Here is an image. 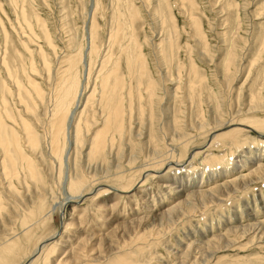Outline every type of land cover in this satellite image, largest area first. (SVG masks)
<instances>
[{
    "label": "rangeland",
    "instance_id": "rangeland-1",
    "mask_svg": "<svg viewBox=\"0 0 264 264\" xmlns=\"http://www.w3.org/2000/svg\"><path fill=\"white\" fill-rule=\"evenodd\" d=\"M263 16L264 0H0V121L24 142L44 179L43 185L33 181L21 161L13 179L0 165V237L24 234L22 216L40 196L47 197L48 208L36 216L26 247L32 250L59 231L70 177L85 176L86 192L105 185L126 191L153 169L157 153L185 162L198 146L190 168L152 173L132 193L103 187L69 206L65 220L73 225L59 246L79 254L71 264H264V137L257 134L264 129L245 127L236 137L206 144L220 127L251 116L264 120ZM74 72L80 96L70 129L80 124L88 145L79 149L71 132L73 149L56 161L48 155L46 133L57 96ZM110 74L111 84L120 83L124 132L112 130L105 153L95 158L90 143L108 117L101 96ZM252 92L262 105L252 102ZM23 120L40 136L43 150L30 148ZM85 120L99 126L88 133ZM68 252L53 257L59 261ZM46 254L33 264H53ZM26 257L22 252L13 261Z\"/></svg>",
    "mask_w": 264,
    "mask_h": 264
},
{
    "label": "bare ground",
    "instance_id": "bare-ground-1",
    "mask_svg": "<svg viewBox=\"0 0 264 264\" xmlns=\"http://www.w3.org/2000/svg\"><path fill=\"white\" fill-rule=\"evenodd\" d=\"M134 16V15H133ZM264 17V16H263ZM260 18V17H259ZM197 24V23H196ZM199 24V23H198ZM195 26V25H194ZM94 27V26H93ZM173 28V26H172ZM195 28V27H194ZM199 28V27H198ZM118 29V28H117ZM116 29V30H117ZM201 30V28H200ZM95 31V30H94ZM174 31V28H173ZM199 31V29H198ZM91 33V31H90ZM117 33V32H116ZM119 33V32H118ZM199 33H202V31ZM171 34V33H170ZM196 34V33H195ZM92 35V34H91ZM116 35V34H115ZM201 38L202 34H200ZM228 36V35H227ZM171 37V36H170ZM172 38V37H171ZM92 40V39H90ZM116 40V39H115ZM114 40V41H115ZM171 41V39H170ZM203 41V40H202ZM172 42V41H171ZM91 43V42H90ZM91 45V44H90ZM94 45V44H93ZM205 48H207L205 46ZM125 49V48H124ZM97 51V50H96ZM95 53V51H94ZM90 54V53H89ZM168 54V53H167ZM139 56V55H137ZM141 57V56H139ZM138 57V59H139ZM143 59V58H142ZM244 60V59H243ZM137 61V60H136ZM238 61V60H237ZM140 62H142L140 60ZM137 63V62H136ZM87 64V63H86ZM144 64V62H143ZM142 64V65H143ZM85 66V65H84ZM144 66V65H143ZM196 67L194 64L192 65V67ZM131 67V66H130ZM145 67V66H144ZM143 67V69H145ZM117 68V67H116ZM142 69V70H143ZM196 69V68H195ZM116 70V69H115ZM85 71V70H84ZM89 71V70H88ZM114 71V69L112 70ZM111 71V72H112ZM110 72V73H111ZM118 73V72H117ZM196 73V72H195ZM105 74V73H104ZM117 75V74H116ZM115 75V77H117ZM196 75V74H195ZM75 76V72L74 75ZM104 76V75H102ZM69 77V76H68ZM88 78V77H87ZM104 78V77H103ZM66 79V78H65ZM116 79V78H115ZM111 80V74L110 75H106V77L104 78L103 82V91H102V96L101 99L104 103L105 108L108 110V117L106 118L105 122H104V126L102 129L97 130L96 132L93 131L92 133V141H91V147H90V155L96 157H100V155L105 153V148H106V142H107V138L109 133L112 130H116L119 133H123L124 132V124H123V112L121 110V99L118 101L119 103H117V95L118 92L120 91L119 87H120V83L118 82V80H115V83L111 84L110 83ZM204 80V79H203ZM101 81V80H100ZM201 82V80H200ZM52 83V82H51ZM65 84V83H64ZM123 84V83H122ZM194 84V82H193ZM50 85V84H49ZM48 85V86H49ZM87 86V85H85ZM135 86V85H134ZM150 86V85H148ZM197 86V85H196ZM54 87V86H53ZM52 87V88H53ZM79 87H80V82L78 80L77 74L75 76V78H73L67 86H65L62 91L58 94L57 99H56V110L52 113V117L50 119V124L48 126V132L46 133V131H43L44 133L49 134V140L50 141V147L48 149H50V151H52L51 154L48 155H54L55 159L58 158L60 161L63 162V157L65 156V152L67 151V149L72 148L71 146H69V140H70V133L73 132V136L71 138H73L75 136V140L74 143H76V146L80 148H83L86 143V139L84 138V132L82 130V127L80 126V124H77L76 127H71V129L73 128V131H71L70 129V125H71V121H73V110L72 109L75 106V100L76 97L78 95V91H79ZM82 87V86H81ZM100 87V85H99ZM37 98L40 101L44 100V94L42 92V90L40 89V87L38 86V84H34V87ZM83 88V87H82ZM119 88V89H118ZM150 88V87H149ZM121 89H124L123 86L121 87ZM147 89V88H146ZM152 89V87L150 88ZM55 90V89H53ZM148 90V89H147ZM83 91V90H82ZM149 91V90H148ZM100 92V91H99ZM153 92V90H152ZM151 92V93H152ZM206 92V91H205ZM81 93V92H80ZM96 93V92H95ZM256 93V92H255ZM254 92L251 93V98L253 99L252 102H255L262 105L263 104V99L256 95ZM55 94V93H54ZM82 94V93H81ZM125 94V93H124ZM131 94V93H130ZM140 94V93H139ZM193 94V93H192ZM120 95V93H119ZM194 95V94H193ZM80 96V95H78ZM95 96V95H94ZM100 96V95H99ZM136 96V95H135ZM142 96V94H141ZM257 96V97H256ZM52 97V94L50 96V98ZM93 97V96H92ZM91 97V98H92ZM123 97V96H122ZM153 97V96H152ZM151 97V98H152ZM210 97V95H209ZM213 97V96H212ZM49 98V97H48ZM49 98V99H50ZM55 98V97H54ZM95 98V97H94ZM116 98V99H115ZM120 98V97H119ZM142 98V97H141ZM150 98V99H151ZM93 99V98H92ZM123 99V98H122ZM38 100V101H39ZM51 100V99H50ZM85 100V99H84ZM53 101V100H52ZM51 101V102H52ZM77 101V100H76ZM79 101V99H78ZM116 101V102H115ZM247 102V101H246ZM52 104V103H51ZM78 104H76L77 106ZM86 105V104H85ZM255 105V104H254ZM253 105V106H254ZM46 106V105H45ZM51 106V105H49ZM79 106V105H78ZM258 106V105H257ZM256 107V106H255ZM260 107V106H259ZM51 108V107H50ZM75 108V107H74ZM45 109V108H43ZM49 109V108H48ZM55 109V108H54ZM126 109V108H125ZM52 110V109H51ZM253 110V108H252ZM81 111V110H79ZM44 112V110H43ZM51 112V111H49ZM75 112V111H74ZM77 112V111H76ZM84 112V111H83ZM102 112V111H101ZM40 113V112H38ZM43 114V113H42ZM84 114V113H83ZM235 114V113H234ZM82 115V114H81ZM85 115V114H84ZM89 115V114H88ZM99 115V114H98ZM101 115V114H100ZM44 116V115H43ZM50 116V115H49ZM48 116V117H49ZM72 116V117H71ZM80 116V115H79ZM87 116V115H86ZM85 117V116H84ZM104 117V116H103ZM106 117V116H105ZM127 117V116H126ZM254 116L248 117L243 119V121L241 122H237V123H230L229 125H227L226 127H220L219 129H217L216 131L212 132L211 135H209V140L207 141V145L210 142L216 141L218 140L220 137L222 136H226V137H236L237 134L243 132L245 130V127L252 129V130H256L257 129H261L263 131L264 129V120L263 119H257L254 117V119L252 118ZM47 118V117H46ZM77 117H75L76 119ZM1 119V118H0ZM82 119V118H81ZM101 119V118H100ZM49 120V119H48ZM241 120V119H240ZM27 121V120H26ZM25 120L22 121V126L24 132H26L27 137L29 138V144H30V148H32L33 150H38L41 149V141H40V136L34 131V129L32 128V126L29 123H26ZM77 121V120H76ZM86 123L85 125L87 126V132L89 133L92 128L94 127L93 124L91 125V123L88 120H85ZM92 122V120H90ZM40 122V121H39ZM103 122V120H102ZM35 123V122H34ZM43 123V122H42ZM41 123V124H42ZM74 123V122H73ZM81 123V122H80ZM94 123V122H92ZM47 124V123H46ZM83 124V123H82ZM101 124V123H100ZM127 124V123H126ZM201 124V123H200ZM221 124V123H220ZM35 125H37L35 123ZM75 125V124H74ZM234 125V126H232ZM73 126V125H72ZM99 126V125H95ZM101 126V125H100ZM233 127L232 129L223 132L224 129H229V127ZM38 127V126H37ZM46 127V126H45ZM44 127V130H46ZM94 127V129H96ZM99 128V127H98ZM246 128V129H247ZM41 129V128H40ZM127 131V130H126ZM258 136H261L262 138L264 137V133L263 132H259L257 131ZM179 133V132H178ZM221 133V134H219ZM25 135V134H23ZM45 135V136H46ZM72 135V134H71ZM117 135V134H116ZM44 136V137H45ZM48 136V135H47ZM87 136V135H85ZM110 137V136H109ZM139 137V136H138ZM45 139H48V137ZM74 139V138H73ZM72 139V140H73ZM91 139V138H90ZM89 139V140H90ZM180 139V138H179ZM236 139V138H235ZM71 140V141H72ZM88 140V139H87ZM109 140V139H108ZM171 140V139H170ZM237 140V139H236ZM263 140V139H262ZM25 141V138H24ZM114 141V140H113ZM261 140L259 139V142ZM88 142V141H87ZM22 143L24 144V142L22 141ZM21 140L18 138V135L15 132H12L11 135H9L6 132V128L2 125L1 121H0V152L2 151L4 153L5 158H3V160L1 161L2 158H0V165L3 164V170L6 174V176L10 177V178H14L18 176V163L19 161L24 162L25 167L29 173V176L31 177V179L33 181H35L38 184L43 185L44 183V179H43V175L42 173H40V171L36 168L34 161L31 160L30 157H28L22 146H21ZM89 143V142H88ZM48 143H46L47 145ZM72 144V143H71ZM185 145V144H184ZM240 145V144H239ZM238 145V147H239ZM110 146V145H109ZM89 147V146H88ZM87 147V149H88ZM204 147V146H203ZM29 148V149H30ZM73 149V148H72ZM198 149H200V147H195L194 149L191 150V152L189 153V155L186 158L185 162H178L174 159L166 161L164 156H160L159 153L158 156L155 155V159H154V167L153 169H150L148 171H145L141 174L140 178H139V182L137 183V185L135 184L134 187H132L130 190H126L123 191V189H118L115 188L114 186H110V185H105V186H101V187H95L92 188L90 191H85L86 187H88L87 185V178L83 175H78V176H74V177H70V180L67 181V190L69 191V195L68 198H66V200L60 205V213L62 212L61 215V222H62V226L61 229H59V231L55 232L53 235H51L50 237L41 240L40 242H38L35 246V248H33L32 250L30 248H27L26 246L28 245V243L33 241V237H34V233H33V228H34V224H35V219L36 216H38L40 213L46 212L48 205H47V200L46 198H39V200L37 202H34V204L36 205V208L34 210H30L26 213L23 214L22 216V227L24 229V234H20V233H16L14 236H1L0 237V264H15L13 259L15 256L19 255L22 252H25L27 254V257L25 258V260L21 263V264H33L35 262V260L37 258H39V256L43 253V252H47V256H46V261L48 263H51V260H53V258L55 259V257H53L55 254L59 253V257L62 256V254H66L68 252V248L66 247L64 249V246H59V242H61L63 240V238H65V235L68 232L69 227H71L73 225V220H71V222L67 221L66 218V214H67V208L69 206H73L74 208L77 207V205L82 204L83 202H85L86 200H88V198H90L91 196L93 197V195L95 196L96 194H98L97 192L99 190H101L103 187H105L104 190H112L114 192L118 194H123L125 192L128 193H132L133 191L135 192L136 190H138V186H140L141 183H143L145 181V178H147V176H149L152 173H158L159 176H163L169 173V170H171L172 168H176V169H181V168H188L191 163H192V159L193 157H195V155L198 153L199 151ZM28 150V149H27ZM43 150V149H41ZM89 150V149H88ZM189 150V149H188ZM47 151V150H46ZM82 151V150H81ZM30 152V151H29ZM201 152V151H200ZM1 153V154H3ZM41 153V151H40ZM172 150L167 149L166 152V156L168 155V157L172 156ZM37 154V153H36ZM40 155V154H39ZM47 155V154H46ZM252 155V154H251ZM152 156V155H151ZM53 157V156H52ZM52 157H49L52 159ZM127 157V156H126ZM65 158V157H64ZM72 158V156H71ZM212 158V157H211ZM47 159V158H46ZM86 159V158H85ZM40 160V159H38ZM57 161V160H56ZM65 161V159H64ZM166 161V162H165ZM44 162V161H43ZM129 162V161H128ZM53 163V162H52ZM74 163V162H73ZM46 164V163H45ZM64 164V163H63ZM242 164V163H241ZM42 165H44L42 163ZM58 165V164H57ZM190 168V167H189ZM21 170V169H20ZM119 170V169H118ZM117 170V171H118ZM191 170V169H190ZM263 170V168H262ZM62 173V170H61ZM260 173V172H259ZM3 174V173H2ZM47 174V173H46ZM77 174V173H76ZM118 177H122L123 175L118 173ZM157 174V175H158ZM24 175V174H23ZM85 175V174H84ZM107 175V174H106ZM169 175V174H168ZM264 175V174H263ZM124 178V177H123ZM64 179V178H63ZM69 179V178H68ZM119 179V178H118ZM125 179V178H124ZM236 179V178H235ZM128 180V179H127ZM177 180V179H176ZM234 180V179H233ZM4 181V180H3ZM23 182V181H22ZM30 182V181H29ZM225 183V182H224ZM229 183V182H228ZM218 185V184H217ZM43 187V186H42ZM140 189V188H139ZM148 189V188H147ZM35 190V189H34ZM47 191V190H46ZM103 191V190H102ZM140 191V190H139ZM35 192L37 193L38 191L35 190ZM34 192V193H35ZM210 192V191H209ZM100 193V192H99ZM115 193V194H116ZM198 193V192H197ZM8 194V193H7ZM207 194V193H206ZM34 195V194H33ZM15 196V195H14ZM130 196V195H129ZM18 197V195H17ZM45 197V196H44ZM29 198V197H28ZM25 199V198H24ZM30 199V198H29ZM182 200V199H181ZM201 200V199H200ZM207 201V200H206ZM221 201V200H220ZM21 204L24 202H20ZM103 203V202H102ZM31 204H33V202H31ZM77 204V205H76ZM23 205V204H22ZM2 198L0 197V212L3 211V207H2ZM102 206V205H101ZM154 207V206H153ZM93 208V207H92ZM27 209V208H26ZM12 210V209H11ZM188 210V209H187ZM15 212V211H13ZM165 212V211H164ZM6 214V213H5ZM18 214V213H17ZM17 216H20L17 215ZM165 216V215H164ZM8 217V215H7ZM9 218V217H8ZM7 218V219H8ZM140 219V218H139ZM78 221V220H77ZM86 221V220H85ZM10 222V221H9ZM8 222V224H9ZM47 222V221H44ZM43 222V223H44ZM76 222V221H75ZM134 222V221H133ZM3 223V222H2ZM42 223V224H43ZM90 223V222H89ZM260 223V222H259ZM258 223V224H259ZM38 224V223H37ZM41 224V225H42ZM135 224V223H134ZM256 225V224H255ZM140 226V225H139ZM2 227V226H1ZM5 228V227H4ZM82 228V227H81ZM2 229V228H1ZM7 229V228H5ZM3 229V230H5ZM10 230V229H9ZM67 231V232H66ZM83 231V230H82ZM8 233V229L7 231H5ZM72 232V231H70ZM69 232V233H70ZM74 233V232H73ZM72 234V233H71ZM70 234V235H71ZM260 234V233H259ZM75 235V234H74ZM67 236V235H66ZM85 236V235H84ZM83 236V237H84ZM92 236V235H91ZM74 237V236H73ZM72 237V238H73ZM71 238V237H70ZM89 239V238H88ZM65 240H68L65 238ZM87 240V239H86ZM72 241V239H71ZM83 241V240H82ZM36 242V241H35ZM86 243V241H85ZM94 243V242H93ZM99 243V242H98ZM66 243H64L65 245ZM79 244V243H78ZM193 244V243H192ZM232 244V243H231ZM70 246V245H68ZM75 246V245H74ZM73 246V247H74ZM69 249H72L69 247ZM67 252H66V251ZM74 250V249H73ZM75 251V250H74ZM78 251V249H77ZM66 252V253H65ZM69 253V252H68ZM43 256V255H42ZM64 257V255H63ZM79 257V254L75 251L74 254L72 255V253L70 252L69 254H67L66 257L64 258H59L60 260H58V257L54 260L53 264H68L70 262L71 264V260L74 259L76 260ZM80 258V257H79ZM43 259V257H42ZM83 261V259H82ZM121 262H124L123 259H121Z\"/></svg>",
    "mask_w": 264,
    "mask_h": 264
}]
</instances>
